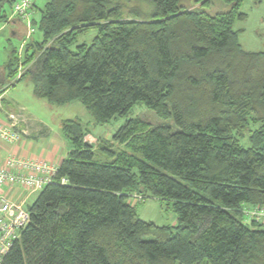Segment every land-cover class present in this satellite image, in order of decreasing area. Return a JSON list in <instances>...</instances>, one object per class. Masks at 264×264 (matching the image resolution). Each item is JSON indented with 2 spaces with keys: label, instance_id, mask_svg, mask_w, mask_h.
Instances as JSON below:
<instances>
[{
  "label": "trees",
  "instance_id": "1",
  "mask_svg": "<svg viewBox=\"0 0 264 264\" xmlns=\"http://www.w3.org/2000/svg\"><path fill=\"white\" fill-rule=\"evenodd\" d=\"M16 1H0V26ZM45 1L32 20L42 41L9 52L6 79L24 67L16 82L31 76L38 98L79 101L99 125L143 103L178 130L128 119L114 137L127 150L102 161L90 129L64 121L71 151L3 264H264V226L243 215L264 206V131L247 147L238 136L264 110V52L245 51L234 29L246 0H222L231 9L217 15L144 0L146 21L123 19L121 0ZM131 197L169 202L177 225L141 220Z\"/></svg>",
  "mask_w": 264,
  "mask_h": 264
},
{
  "label": "rangeland",
  "instance_id": "2",
  "mask_svg": "<svg viewBox=\"0 0 264 264\" xmlns=\"http://www.w3.org/2000/svg\"><path fill=\"white\" fill-rule=\"evenodd\" d=\"M1 1V0H0ZM209 5L204 6L199 4V0H182L180 5L185 8L199 9L211 15L227 13L231 6L222 0H208ZM45 0H37V8L34 9L32 20L39 24L41 10L45 7ZM119 5L122 8V18L125 20L146 21L152 17V6L144 0H121ZM4 10L8 18L18 20L13 15V11L9 3L4 4ZM241 12L247 15L246 20H237L234 24V29L240 31L239 40L243 49L247 52H264V0H246L242 6ZM24 28L20 30L17 36L12 37V25H7L8 28L4 32L0 30V66L4 64L5 57L13 49L23 53L24 47L29 42H41L42 33L38 29L39 26H33L35 32L28 36L27 22L22 21ZM94 32L83 36L80 43H91L94 37ZM21 64V63H20ZM3 67V68H4ZM24 67H21L19 73L14 79L3 83L0 80V88L6 90L5 97L0 101V120L5 121L8 114L16 116L23 120L24 125L30 127L34 132L31 140L39 142H47L52 140L53 133L63 135L62 124L66 120H78L91 131V136L95 139V148L97 151V159L107 161V155L104 149L112 151L127 150L124 145L115 141V135L123 127L128 119H141L148 123L151 128L167 126L173 132L178 130L173 119H163L159 117L155 111L145 106L143 103H138L134 106L127 118L118 117L106 125L96 123L94 117L88 112L86 107L79 101L57 105L51 104L46 99L38 98L34 94V84L31 76L25 77L22 81L16 82ZM14 81V82H13ZM14 83V84H13ZM6 114V117L5 115ZM259 119L261 121H257ZM264 110H258L256 115L247 126V128L238 135L243 146H249V138L256 131H264ZM47 127L48 134L44 137L37 136L41 132V128ZM37 133V134H34ZM90 141L91 138H86ZM93 141V139L91 140ZM68 143V141H67ZM101 145L100 149L98 145ZM39 145V146H40ZM69 147L71 145L68 143ZM37 196L29 199V204L36 199ZM133 197V196H132ZM130 198L128 201L135 206L138 216L146 222H153L157 226H176L177 216L169 202H164L154 198H149L145 201H139L135 198Z\"/></svg>",
  "mask_w": 264,
  "mask_h": 264
},
{
  "label": "built area",
  "instance_id": "3",
  "mask_svg": "<svg viewBox=\"0 0 264 264\" xmlns=\"http://www.w3.org/2000/svg\"><path fill=\"white\" fill-rule=\"evenodd\" d=\"M36 1L18 0L13 6V15L21 22H27L28 36L35 32L31 18ZM10 116L12 121L17 120L16 116ZM16 127L17 124L8 127L0 123V140L15 143L20 136ZM56 172L57 168L45 160L10 156L0 164V264L30 224L29 199L50 184ZM243 215L246 224L264 226V206L247 207Z\"/></svg>",
  "mask_w": 264,
  "mask_h": 264
},
{
  "label": "crops",
  "instance_id": "4",
  "mask_svg": "<svg viewBox=\"0 0 264 264\" xmlns=\"http://www.w3.org/2000/svg\"><path fill=\"white\" fill-rule=\"evenodd\" d=\"M8 24L9 26H13L12 37L17 36L20 30L24 28V25L20 20H11V18H8L7 23L0 26L1 32H4L6 28H8ZM7 60L8 56L5 57L4 64ZM3 67V65L0 66V80L5 83L7 82V74L5 72V67ZM0 91H3V89L0 88ZM4 97L5 93L0 96V99L3 100ZM4 115L6 117V114ZM10 118L11 116L8 114L6 120H0V123L8 127L17 124L16 129L20 136L13 144L0 140V164H2L7 157L13 156L28 160H45L50 165L58 169L71 151V148L68 145L69 142L67 143V139L64 135L53 133L51 141L42 142L43 145H40L39 142L30 139L34 131L30 127L24 125L23 120L17 118L14 122ZM30 132L32 133L30 134ZM89 137L91 140L93 139V141L90 140L88 142L95 143V139L92 136Z\"/></svg>",
  "mask_w": 264,
  "mask_h": 264
}]
</instances>
